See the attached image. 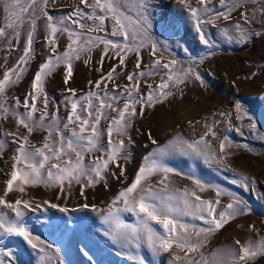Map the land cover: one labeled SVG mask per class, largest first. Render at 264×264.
<instances>
[{"label": "rangeland", "instance_id": "rangeland-1", "mask_svg": "<svg viewBox=\"0 0 264 264\" xmlns=\"http://www.w3.org/2000/svg\"><path fill=\"white\" fill-rule=\"evenodd\" d=\"M8 2L9 0H0V27H4L6 23L4 7ZM233 3H236L237 7L233 9L228 19L220 17L214 22L202 24L206 37L211 42L209 47L200 42L195 27L196 19L191 16V9L202 8L198 0H158L150 9L152 27L149 29V35L160 50L153 56L149 46L141 48L140 68H136V52H129L124 65L121 66L115 51H109L108 55L104 56V45L95 41V37L118 42L123 40L122 36L109 35L112 30L111 19L105 21L106 31H89L87 27L81 29L78 25H73L71 20H66L68 27L84 34L82 39L92 38L94 46L73 60L72 76L67 84L66 66L63 63L56 64L46 76L44 94L48 98L46 109L48 118L44 121V128H35L29 134L26 128L18 124L12 111L21 114L25 112L22 102L33 91L31 84L34 75L50 55L47 17L44 11L37 13L32 53L27 65L23 66L26 70L20 80L8 86L5 94L0 96V102L9 108L7 116L0 113V144L3 145L0 148V198L7 203H15L17 199L28 201L33 209L36 205H42L38 210H24L25 222L35 236L52 245V248H46L45 255L33 250L20 237L5 235L0 240V251L12 249L18 258V264H60L61 260L63 264H134L129 259V256L134 254V249H120L103 236L104 225L101 223L100 214L93 211V206L107 211L118 193L134 182L138 169L145 162L144 158L150 153L166 147L170 141L177 138L195 142L202 137L208 145L207 151L214 155V159L205 163L203 158L190 159L179 152L170 151L165 155L164 163L174 171L166 174L167 179L163 184L160 181L164 179L165 174L157 172L142 181L140 187L150 185L154 190H159L167 185L168 191L175 190L180 194L187 189L193 201H195V197L191 196L193 192L202 200L215 202L219 199L220 204L217 206L219 212L225 209L228 203L233 202L227 194L217 197L215 186H219L225 193L236 194L243 202L240 206H246L249 209L248 213L238 214L228 219L220 229L201 233L199 237L195 232L208 226L198 219L184 217L186 223L195 226V231L190 227L189 232L192 233V243L200 245L197 251L186 255L185 249L173 244L168 252L153 256L146 245H142L139 254L145 258L147 264H201V258L207 261V264H214V261L221 259L227 264L230 253L239 254L241 247L249 243L258 247L264 241V0L256 2L249 0L243 3L241 0H233ZM28 4L29 0H20L16 11L28 8ZM135 4L136 0H129V6L132 7L130 15L135 14ZM35 7L45 9L42 0H38ZM207 7L217 13L224 11L219 0H211ZM77 9L91 11L81 3V0H47L46 12L57 23ZM242 12L247 13L250 22L245 23L241 16ZM30 14L31 8L22 14L24 23L17 29L20 33L18 43L12 29H7V37L0 38V79L6 71L17 65L23 54L31 29L28 22ZM83 23L91 25L94 21L84 20ZM237 23L247 32L260 35H252L244 43L235 42L234 38L238 36L235 30ZM223 29L228 30L227 36L222 32ZM230 37L233 38L231 42ZM55 41L58 45L57 53H63L71 43L66 31L57 32ZM155 59H160L161 64L175 59L177 63L174 67L178 73L192 69L201 79L197 80L193 74L186 76L183 83H169V87L164 90L167 95L152 106H143V114L131 118L128 135L124 137L126 147L121 153L126 159H119L120 168H117L115 163L109 164L104 173L106 182L101 180L95 185L83 187V195L81 184L75 182L71 187L65 183L62 193L59 185L47 186L43 182L27 185L18 180L14 183L13 189L8 191L7 181L11 178L15 165L14 158L18 154L19 143L22 142L13 141L27 137L25 147L32 150L34 147H42L48 136L47 124L53 115L58 118L59 126L63 130L71 109L70 104L66 102V97L71 95L68 89L75 91L76 99L86 97L89 92H97L99 90L95 88V82L100 81L115 67L113 80L105 82L110 95L113 94V89H116L117 94L123 92L130 84L127 76L141 71L145 75L143 77L137 75L140 82L139 92L147 94L150 90L148 85L156 88L161 82L167 81L168 70L155 66ZM150 72L159 74L148 75ZM104 87L105 85L101 84V89ZM17 97L21 101V106L18 107ZM42 101L43 95L36 101L38 110L33 118L37 121L45 107ZM237 102L247 115L237 111L235 108ZM98 103V100L93 98V104ZM123 103L120 101L117 107L122 109ZM140 110L141 105L137 104V113ZM117 117L116 111L105 109L104 116L99 122L98 127L104 133L100 143L105 148L109 139L106 130L111 120ZM71 127L78 130L77 124ZM63 134L68 137L70 132L64 131ZM129 136L131 143H128ZM53 138L58 139L55 133ZM118 139L119 137L114 134L113 140ZM152 140L156 143L153 144ZM102 156L103 153L97 151L87 153L84 163L91 164L94 158ZM16 167L21 168L23 165ZM121 168L124 169L122 176ZM42 171L46 176V170ZM113 173L119 176V179H116ZM192 176L200 179L208 187L201 191L191 179ZM244 178H247L249 185L247 190L242 186ZM233 180L240 183L233 184ZM20 188H23V191H20ZM45 201L57 204L60 208H67L68 212L62 213L59 208H50ZM85 204L89 207H83ZM0 214L10 219L15 217L11 209L3 206H0ZM121 215L126 222L136 223L131 213ZM65 221L78 223L70 222L64 227ZM152 226L163 234L154 222ZM56 249L60 250L58 255ZM118 252L123 254L118 255ZM238 264H264V254L258 253L253 258L239 261Z\"/></svg>", "mask_w": 264, "mask_h": 264}, {"label": "snow or ice", "instance_id": "snow-or-ice-1", "mask_svg": "<svg viewBox=\"0 0 264 264\" xmlns=\"http://www.w3.org/2000/svg\"><path fill=\"white\" fill-rule=\"evenodd\" d=\"M42 2L45 5V9L35 7L38 0H29L28 8H31V14L28 22L31 25V29L27 35L23 54L19 58L17 65L13 69L6 71L3 78L0 79V96L5 94L8 86L20 80L23 72L26 70L23 66L27 65L32 53L34 33L37 27V13L44 11V15L47 17L46 25L50 30L48 39L50 55L46 59V62L40 65L34 75L31 84L33 91L22 102L25 112L21 114L12 111V115L16 117L18 124L26 128L29 134L35 128H44V121L48 118L46 111L48 98L44 94V81L46 76L56 64L63 63L66 66L65 84H67L72 76L73 60L79 58L83 52L89 51L94 46L92 38L82 39L84 34L76 31L74 28L68 27L66 20H71L73 25H78L81 29L87 27L89 31H106L105 21L111 19L112 30L109 35L113 37L122 36L123 40L118 42L112 39L95 37V41L104 45V56H107L109 51H115L119 59V65L121 66L124 65L125 57L129 52H136V68H140L142 58L139 53L141 48L149 46L153 56L160 50L157 43L149 35V29L152 27L150 9L158 3V0H136L134 15L129 14L132 12V7L129 6V0H91V2L89 0H81V3L86 8L91 9V11L85 12L77 9L74 13H70L67 18H61L58 23L54 22L53 17L46 12L47 0H42ZM210 2L211 0H198L202 8L190 10L191 16L196 19L195 27L200 42L209 47L211 46V42L207 39L202 24L214 22L215 19L220 17L228 19L233 9L237 7V4L233 3V0H219L220 6L224 11L217 13L210 11L207 7V3ZM241 2H249V0H241ZM251 2H256V0H251ZM19 4L20 0H9L5 4L6 23L4 27H0V38L7 37V29H12L15 32L17 43L20 36L17 29L24 23V16L22 14L28 11V8H20L19 12H17L16 8L19 7ZM198 13L203 14L198 15ZM241 16L244 18L245 23L250 22L247 13L242 12ZM84 20H92L94 23L88 25L83 23ZM235 30L238 33V36L234 38L237 43L246 42L252 35H260V33L253 34L247 32L239 23L235 25ZM65 31L71 43H69L63 53H57L56 33ZM222 32L225 36L228 35L227 29H223ZM232 39L230 37L229 42ZM73 45L78 46L74 47ZM102 63L103 57L101 58ZM176 63L177 61L175 59L163 64H161L160 59L154 60L155 66H161L163 69L168 70L167 81L161 82L156 88L148 85L150 90L147 94L139 92L140 82L137 80V75L140 77L145 75L141 71L127 76L130 84L123 92L117 94L116 89H113V94L110 95L105 82L113 80V73L116 72L115 67L106 76L102 77L100 81L95 82V88L99 90L97 92H89L86 97L76 99L75 91L68 89L67 91L71 95L66 97V102L70 104L71 109L67 117V123L63 125V130L59 126L58 118L53 115L47 124L48 136L45 138V143L42 147L33 146L34 150L25 147L27 137L17 138V140L13 141L22 142L19 143L17 149L18 154L14 158L15 165L13 166L14 170L11 173V178L7 181L8 191L13 189L14 183L18 180L22 184L27 185H35L40 182L45 183L47 186L59 185L62 193L65 189V183H67L68 187H71L73 182H75L81 184V195H83V187L92 186L101 180H105L104 173L107 171L109 164L115 163V166L120 168V164L118 163L119 159H126L121 153L126 147L124 137L128 135L127 130L130 127L131 118L142 115L143 106H152L155 102H159L167 95L164 90L169 87V83H183L186 76L193 74L197 80L201 79L200 75L194 73L192 69L178 73L174 67ZM154 74L159 73H148V75ZM101 84L105 85L104 89H101ZM41 95H43L42 102L45 107L44 110H41V115L37 121L33 117L34 113L38 110L36 101ZM93 98L98 100V105L93 104ZM120 101L124 102L122 109L117 107ZM137 104L141 105L139 113L136 111ZM16 105L17 107L21 106V101L18 97L16 98ZM78 106L80 107L79 112ZM235 108L238 112H243L244 115H247L239 102L236 103ZM105 109H111L118 113V117L111 120L106 130L109 138L107 148L100 143L104 133L98 127L101 118L104 116ZM0 113L4 116L9 114V108L4 106L3 102H0ZM73 124L78 125V130L77 128L71 127ZM252 126L255 127V124ZM64 131H69L70 135L65 137L63 134ZM54 133L58 139L53 138ZM114 134L119 137L117 141L113 140ZM149 138L151 139L150 135ZM49 141H52V143L50 144ZM131 142V137L129 136L128 143ZM152 143L155 144L156 141L152 140ZM2 147L3 145L0 144V148ZM223 148L224 145L222 144V151ZM207 149L208 145L205 143L203 137L195 142H186L179 138L170 141L166 147L160 148L144 158L145 162L138 169L134 182L118 193L112 200L107 211L104 209H96L93 206V211H97L100 214L101 223L104 225L102 231L103 236L120 249H134V254L129 256V259L134 264H147L145 258L139 254L142 245H146L153 256H158L161 252H168L173 244L181 249H185L186 255L197 251L200 245L192 243V233L189 232L190 227L195 231V226L186 223L184 217L190 216L193 219L202 221L203 224L208 226L207 228H200L199 232H195V235L199 237L201 233L220 229L228 219L238 214L248 213L249 209L246 206H240L243 202L236 194L231 192L225 193L224 189L219 186H215L217 197L227 194L233 201L228 203L226 208L219 212L217 211V206L220 204L219 199L215 202L202 200L200 196L193 192L191 193V196L195 197V201H193L187 189L180 194L175 190L168 191L167 185L159 190H154L150 185L148 187H140L142 181L157 172L165 174L164 179L160 181L161 184L164 183L167 179L166 174L174 171L173 168L164 163V157L170 151L179 152L180 155L188 156L190 159L203 158L205 163H209L210 159H214L215 157ZM93 151L101 152L103 156L94 158L91 164L86 165L84 163L85 155ZM16 165H23V167L17 168ZM42 170H46V176ZM177 174L180 175L181 173ZM112 175L116 176L115 173ZM122 175H124V169L121 168L120 176ZM116 179H119V176H116ZM191 179L201 191L208 187V185L195 176H192ZM85 180L87 183H85ZM232 183L239 184L240 182L233 180ZM242 186L246 190L249 188L247 178H244ZM20 191H23V188H20ZM196 201L199 203H196ZM44 203L50 208H59V211L62 213L68 212L67 208H60L57 204L49 201H45ZM0 206L11 209L15 214V217L12 219L0 214V240L5 235L20 237L33 250L47 255L45 249L52 248V245L46 244L39 236H35L25 222L24 210H38L42 205H36L35 209H33L28 201L17 199L15 203H7L4 199L0 198ZM83 207L86 208L89 206L85 204ZM122 213H131L135 217L136 223L126 222L122 218ZM70 222L74 224L78 223L77 221H65L63 226L67 227ZM153 222L162 227L163 234L152 226ZM59 251V249L55 250L57 255ZM258 253L264 254V241L258 247H254L251 243L241 247L239 254L230 253L227 264H238L239 261H243L246 258H253ZM117 254L122 255L123 252H118ZM43 258L41 257V259ZM174 259L181 258L174 257ZM6 261L7 264H18V258L12 249L0 251V264H6ZM60 264H63L62 260ZM201 264H207V261L201 258ZM214 264H225V261L223 259L216 260Z\"/></svg>", "mask_w": 264, "mask_h": 264}, {"label": "bare ground", "instance_id": "bare-ground-1", "mask_svg": "<svg viewBox=\"0 0 264 264\" xmlns=\"http://www.w3.org/2000/svg\"><path fill=\"white\" fill-rule=\"evenodd\" d=\"M186 5H188V2H186L185 3ZM155 224V223H154ZM156 225V227L161 231V232H163V229H162V227L160 226V225H157V224H155Z\"/></svg>", "mask_w": 264, "mask_h": 264}]
</instances>
